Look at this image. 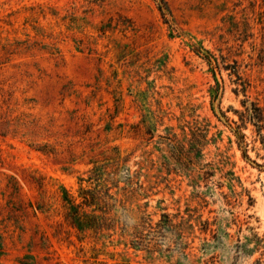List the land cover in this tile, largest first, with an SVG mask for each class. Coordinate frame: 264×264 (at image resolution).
<instances>
[{
	"label": "rangeland",
	"instance_id": "1",
	"mask_svg": "<svg viewBox=\"0 0 264 264\" xmlns=\"http://www.w3.org/2000/svg\"><path fill=\"white\" fill-rule=\"evenodd\" d=\"M256 105L264 0H0V264H264Z\"/></svg>",
	"mask_w": 264,
	"mask_h": 264
},
{
	"label": "trees",
	"instance_id": "2",
	"mask_svg": "<svg viewBox=\"0 0 264 264\" xmlns=\"http://www.w3.org/2000/svg\"><path fill=\"white\" fill-rule=\"evenodd\" d=\"M160 9L163 10L162 7H160ZM214 60L215 57H213V55L211 54V62ZM247 111L249 112V115L247 117L250 120H254V124H256L259 129L264 128V109L256 105L252 113H250L251 109H248ZM84 198L86 204H92V201L89 200L90 197L88 198L87 196H84ZM66 200H68V203L70 204L71 215L73 217L74 223L80 231L89 228H100L101 225L100 223H98L96 216L91 215L84 210L80 211L79 206L74 204L73 201L68 197L66 198Z\"/></svg>",
	"mask_w": 264,
	"mask_h": 264
}]
</instances>
